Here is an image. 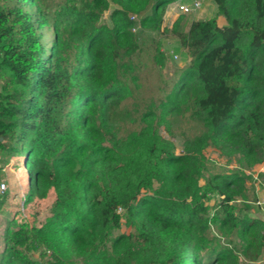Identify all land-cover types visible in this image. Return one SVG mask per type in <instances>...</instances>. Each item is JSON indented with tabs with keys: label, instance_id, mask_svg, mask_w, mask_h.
<instances>
[{
	"label": "trees",
	"instance_id": "trees-1",
	"mask_svg": "<svg viewBox=\"0 0 264 264\" xmlns=\"http://www.w3.org/2000/svg\"><path fill=\"white\" fill-rule=\"evenodd\" d=\"M177 1L0 0V183L4 163L20 167L22 155L32 178L25 203L55 192L41 225L10 220L0 264L262 259L264 221L242 215L238 201L242 170L264 161V0H214L217 15L187 32L179 21L163 27ZM162 37L179 38L189 55L169 80ZM150 63L163 86L145 97ZM176 115L204 125L181 152L164 133ZM209 147L239 168L202 184ZM124 221L134 231L115 235Z\"/></svg>",
	"mask_w": 264,
	"mask_h": 264
},
{
	"label": "rangeland",
	"instance_id": "rangeland-1",
	"mask_svg": "<svg viewBox=\"0 0 264 264\" xmlns=\"http://www.w3.org/2000/svg\"><path fill=\"white\" fill-rule=\"evenodd\" d=\"M187 1L193 2L195 0ZM200 1H202V8L199 9L198 12L196 11L191 14H183L178 11H174L172 13L170 12V17H164L163 27L172 29L176 25L175 23L179 21L180 31L187 32L192 21L205 17L202 14L206 11L209 12V16L211 15L213 17V6L215 5L214 0ZM115 7L116 5L113 4L111 8L104 13L101 20L102 23L110 24V14ZM204 9L206 10L205 12L203 11ZM160 39L163 42V50L169 55V61L165 67V70L163 71V77H165L167 80L171 76L172 71L185 67L189 61V55L184 49L179 38L162 37ZM147 45H149V41ZM146 49L147 47L145 46V50L141 54L143 63H145L147 60L150 61L151 59V55ZM156 67L157 66H155L154 63H150L146 67L144 66L141 72V81L143 84L141 92H143L145 97L153 95V88H157V85L163 86L161 82L159 83V75L155 73ZM125 120L128 123V126L132 125L127 118ZM203 130L204 125L201 122L192 120L185 115H176L172 117V132L169 133L168 131H165L164 133L167 137L175 142L177 151L181 152L184 148L185 142L187 140L193 139L195 136L202 133ZM205 153L208 159L209 169L205 173L204 179L201 180L202 184L204 183L205 178L211 174L229 173L239 168V158L236 156H225L223 153L212 147L206 149ZM16 161L19 163L20 167L14 166V159L4 163L3 166L4 171L2 175V182L6 183L7 185V194H4L7 195V197L6 202L2 205L0 211V251L3 248L2 237L6 228L9 226L11 219L17 217L18 219H24L31 224L41 225L50 213L52 205L55 201V192L50 190L47 197H36L32 201L25 203L24 196L29 191L32 179L31 171L30 169L26 168L22 155H17ZM242 171L247 175L248 178L246 197H239L238 201L241 206V214L249 215L253 218H260L264 221V205L260 204V199L264 191V161L261 164ZM219 200V197H214L209 203L211 206H213L215 203H219ZM133 231L134 230L126 225L124 221L123 226L120 229L115 230L114 234L118 235L121 233H132ZM212 232L215 235H220L215 227L212 228ZM219 237H221L222 242L229 244L230 241L232 244V241L226 236L220 235ZM233 240L235 241L236 238ZM41 251L42 249L33 253L35 259H39ZM254 264H264V255L260 261L255 262Z\"/></svg>",
	"mask_w": 264,
	"mask_h": 264
},
{
	"label": "built area",
	"instance_id": "built-area-1",
	"mask_svg": "<svg viewBox=\"0 0 264 264\" xmlns=\"http://www.w3.org/2000/svg\"><path fill=\"white\" fill-rule=\"evenodd\" d=\"M176 9L183 14H191L202 8V1L195 0L192 3H177ZM7 190V185L4 182L0 183V193H4ZM260 204L264 205V191L262 193Z\"/></svg>",
	"mask_w": 264,
	"mask_h": 264
},
{
	"label": "crops",
	"instance_id": "crops-1",
	"mask_svg": "<svg viewBox=\"0 0 264 264\" xmlns=\"http://www.w3.org/2000/svg\"><path fill=\"white\" fill-rule=\"evenodd\" d=\"M187 0H178L177 2H175V3H173V4H171V5H169V7H168V9H167V12H166V15L165 16H167V17H170V14L172 13V12H174V11H177V9H176V4L177 3H192L191 1L190 2H186ZM213 13H212V15H214V16H216L217 15V6L216 5H214L213 6ZM199 11V10H198ZM197 11V12H198ZM204 12L206 11L205 9L203 10ZM209 11V10H208ZM171 12V13H170ZM209 14V12H205V13H203L202 15L203 16H205V17H203V18H211L212 16L210 15H208ZM201 16V15H200ZM218 23H219V25L220 26H223V25H225L226 24V19H225V17H223V16H218Z\"/></svg>",
	"mask_w": 264,
	"mask_h": 264
},
{
	"label": "water",
	"instance_id": "water-1",
	"mask_svg": "<svg viewBox=\"0 0 264 264\" xmlns=\"http://www.w3.org/2000/svg\"><path fill=\"white\" fill-rule=\"evenodd\" d=\"M0 139H2V138H0Z\"/></svg>",
	"mask_w": 264,
	"mask_h": 264
}]
</instances>
